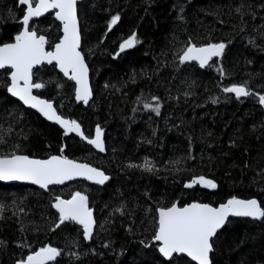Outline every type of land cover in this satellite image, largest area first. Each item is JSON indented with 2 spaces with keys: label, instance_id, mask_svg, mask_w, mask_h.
Wrapping results in <instances>:
<instances>
[{
  "label": "trees",
  "instance_id": "trees-1",
  "mask_svg": "<svg viewBox=\"0 0 264 264\" xmlns=\"http://www.w3.org/2000/svg\"><path fill=\"white\" fill-rule=\"evenodd\" d=\"M24 7L0 0V45L20 32ZM80 51L89 68L92 99L74 101V84L54 64L34 69V94L80 124L85 137L104 134L105 153L25 109L6 94L10 70H0V155L45 159L61 155L109 176L104 185L74 181L42 191L0 183V264H16L42 247L61 250L49 264H194L158 254L157 209L197 202L217 206L255 198L264 207V0H83L77 5ZM120 20L109 25L113 16ZM30 28L58 42L60 25L47 14ZM135 34L138 43L120 52ZM189 41L224 43L222 56L199 68L180 63ZM119 53V54H118ZM118 54V55H117ZM223 69L221 72L219 69ZM246 85L237 99L223 89ZM159 98L160 114L145 109ZM150 161L151 172L142 167ZM204 176L217 187L191 180ZM87 196L95 226L89 241L65 222L55 198ZM55 228V230H53ZM107 245V246H105ZM149 245V246H146ZM212 264H264V219H232L213 239Z\"/></svg>",
  "mask_w": 264,
  "mask_h": 264
},
{
  "label": "snow or ice",
  "instance_id": "snow-or-ice-1",
  "mask_svg": "<svg viewBox=\"0 0 264 264\" xmlns=\"http://www.w3.org/2000/svg\"><path fill=\"white\" fill-rule=\"evenodd\" d=\"M17 2L19 6H26L25 14L20 21L22 31L15 36L14 43L0 46V69L11 70V84L7 91L25 105L37 109L48 120H54L65 129L66 135L74 132L99 151H105L101 138L102 130L99 126L96 128L94 139L85 137L77 121L64 119L57 114L51 102L39 99L32 94L33 88L40 89L45 86L44 83L34 82V77L37 76L34 69L45 63L51 65L55 62L66 77L76 82L77 101L88 104L91 98L88 68L79 50L81 36L77 21V0H17ZM53 10L55 19L63 26V37L54 45V51H46L45 37L38 35L37 31L30 28V21L34 17H41ZM119 20L118 15L113 16L109 30ZM136 43L138 40L133 34L121 43L120 52L134 47ZM225 47L224 43L197 46L189 41V46L180 54V63L196 61L201 68L206 65L211 66L209 61L213 57L222 56ZM219 70L223 72L222 68ZM223 90L227 93H234L237 99L252 95L246 85H233ZM153 100L156 101L155 106L145 103L144 108L151 109L159 115V98L153 97ZM259 102L264 105V95L259 96ZM0 143H3L2 139ZM18 149L19 145L11 153L0 155V180H26L47 189L49 185L63 184L76 177H83L98 184H103L109 179L103 172L63 156H51L44 160L30 159L27 155L17 154ZM129 167H142L143 170L149 172L153 170L151 162L147 160L143 165L130 164ZM195 185L208 189L217 187L213 180L206 179L204 176L191 180L185 184V187L192 188ZM52 206L59 213V222L55 228H60L65 222H75L82 226L85 240L92 238L95 221L88 206L87 196L80 192H76L69 200L57 196ZM2 208L3 206L0 205V210ZM229 216L264 219V207L255 199L236 198L229 199L226 204L218 208L200 203H193L186 207H177L173 204L167 209H159L158 226L153 240L159 242V253L169 261L174 259V254H186L196 264H212L210 253L213 252V238L216 237L218 230L224 226ZM60 255L61 250L56 247H42L34 255H28L26 261H19L18 264H49Z\"/></svg>",
  "mask_w": 264,
  "mask_h": 264
},
{
  "label": "water",
  "instance_id": "water-1",
  "mask_svg": "<svg viewBox=\"0 0 264 264\" xmlns=\"http://www.w3.org/2000/svg\"><path fill=\"white\" fill-rule=\"evenodd\" d=\"M83 0H77V5L79 4V3H81ZM18 3V2H17ZM19 6V5H18ZM22 7H24V14H25V11H26V6H22ZM47 14H52L53 15V19L60 25V32H61V36H60V38H59V40H58V42L60 41V39L63 37V31H62V28H63V26H62V24H61V22L60 21H58V20H56L55 19V12H54V10L53 11H50V12H48V13H45L43 16H41V17H38V18H36V17H34L33 19H41V18H43V17H45ZM23 18V17H22ZM22 18H21V20H22ZM20 20V21H21ZM77 21H78V15H77ZM22 25V24H21ZM78 28H79V31H80V26H79V21H78ZM20 31H22V28H21V30ZM19 34V33H18ZM81 36V35H80ZM46 39V38H45ZM46 41H47V39H46ZM15 42V37H14V39H13V41L12 42H10V43H14ZM57 42V43H58ZM216 44H218V43H216ZM4 44H1L0 46H3ZM206 45H208V44H206ZM206 45H203V46H206ZM80 47H81V41H80ZM128 49H130V48H127V49H125V51L126 50H128ZM45 50L46 51H54V46H53V48L51 49V50H47L46 49V44H45ZM80 50V49H79ZM119 50H120V48H119ZM82 54V53H81ZM83 56V55H82ZM219 57H213L212 58V60L213 59H218ZM211 60V61H212ZM85 61V60H84ZM211 61H209V63L211 62ZM186 63H195L196 65H198L199 66V63L198 62H196V61H192V62H186ZM53 64L55 65V67H56V70L66 79V80H69V81H71L73 84H74V101L77 103V104H82L83 106H86L87 104H84L82 101H77V99H76V88H77V85H76V82L74 81V80H70L68 77H66L65 75H64V73L63 72H61L60 71V69H59V67L55 64V62H53ZM85 64H86V62H85ZM43 65H49V64H47V63H45V64H43ZM87 65V64H86ZM42 65H40V66H37V68L38 67H41ZM206 66H208V65H206ZM205 66V67H206ZM87 68H88V66H87ZM199 68H201L200 66H199ZM204 68V67H203ZM0 70H3V69H0ZM8 70H10V69H8ZM10 76H11V70H10V73H9V84H8V86H7V88L10 86V84H11V79H10ZM88 86H89V88H90V90H91V84H90V76H89V68H88ZM41 89V88H40ZM37 90H39V89H36V88H33L32 89V94L33 95H35L34 94V91H37ZM6 94L9 96V97H11L12 99H14L15 101H17L19 104H21L25 109H27V110H30V111H32V112H34V113H36L37 115H39L44 121H46V122H48V123H50V124H52V125H55V126H57L63 133H64V135L65 136H69V135H73V136H75V137H77L78 139H80V140H82V141H84L85 143H87L89 146H91L92 147V149L95 151V152H97V153H99V154H104L105 153V151H103V152H101V151H99L94 145H92V144H89L88 142H87V140L86 139H84V138H82L80 135H77L76 133H74V132H70V133H68L67 135L65 134V129L64 128H62L59 124H57L54 120H48L41 112H39L37 109H35V108H32V107H30V106H28V105H25L21 100H19L17 97H14V96H12L8 91H7V89H6ZM232 95H234L235 96V94L234 93H231ZM36 96V95H35ZM36 97H38V96H36ZM236 97V96H235ZM39 99H43V100H46V99H44V98H41V97H38ZM240 98H242V97H240ZM92 99V90H91V98L89 99V101ZM48 101V100H47ZM49 102H51V101H49ZM52 104H53V102H51ZM89 103V102H88ZM53 107H54V104H53ZM55 108V107H54ZM57 114H58V112H57ZM59 115V114H58ZM64 119H67V118H64ZM68 120H70V119H68ZM96 128L97 127H95V129H94V132H93V134H92V136H91V139H94L95 138V136H96ZM81 131H82V129H81ZM102 140H103V142H104V134H103V131H102ZM104 147H105V144H104ZM52 156H61V155H52ZM51 156H49L48 158H45V159H49ZM30 159H37V158H32V157H29ZM42 160H44V159H42ZM70 160V159H69ZM73 161V160H72ZM76 162V161H75ZM76 163H80V164H86V163H81V162H76ZM87 165H89V164H87ZM90 167H93V166H91V165H89ZM93 168H95V167H93ZM95 169H97V168H95ZM98 171H100V172H103V171H101V170H99V169H97ZM109 177V176H108ZM74 181H86V182H88V183H90V184H94V185H104V184H106L108 181H109V179L107 180V181H105L103 184H98V183H95V182H93V181H90V180H88V179H85V178H83V177H76V178H74V179H72V180H67V181H65L63 184H56V185H49L48 186V188L49 187H51V186H62V185H64V184H68V183H71V182H74ZM0 183L1 184H8V185H11V184H18V185H31V186H34V187H36V188H38V189H40V190H42V191H48V188L47 189H43V188H41L39 185H36V184H33V183H31V182H29V181H26V180H7V181H3V180H0ZM201 186V185H200ZM201 187H203V186H201ZM72 197H70L69 199H71ZM61 199H64V198H61ZM69 199H64V200H69ZM236 199H240V198H236ZM251 199H255V198H251ZM229 200V199H228ZM228 200H226L225 202H223V203H221V204H219V205H217V206H211V207H214V208H218V207H220V205H222V204H226L227 203V201ZM242 200H250V199H242ZM255 200H257V199H255ZM257 202H258V200H257ZM193 203H197V202H192V203H189V204H186V205H184V206H178V204L177 203H175V205L177 206V207H186V206H188V205H190V204H193ZM259 203V202H258ZM200 204H204V203H200ZM90 209V208H89ZM91 211H92V215H93V220H94V214H93V210L92 209H90ZM57 211V210H56ZM156 213H157V221H158V218H159V209H157V211H156ZM59 214V213H58ZM239 218H244V219H251V220H258V219H253V218H251V217H238V216H229L228 218H227V220H226V222H225V224H224V226L221 228V229H219L218 230V232H217V234L218 233H220L224 228H225V226L227 225V223L230 221V220H232V219H239ZM75 223V222H74ZM78 225V224H77ZM80 226V225H79ZM94 226H95V224H94ZM158 226V225H157ZM81 228H82V226H81ZM93 230H94V228H93ZM82 231H83V228H82ZM215 238V237H214ZM213 238V239H214ZM86 241H89V240H86ZM157 244H158V247H159V242H156ZM46 247H49L48 245L46 246ZM40 250V249H39ZM39 250H37V251H35V252H38ZM157 251H158V249H157ZM35 252H33L32 254H30V255H34L35 254ZM158 254H159V256L163 259V260H165V261H169V260H167V259H165L164 257H162V255L159 253V251H158ZM211 254V253H210ZM174 256H176V257H185L186 259H188L189 261H191L192 263H194V264H196V262L195 261H192L191 260V258L190 257H188L186 254H174ZM27 260V257H26V259L24 260V261H26ZM51 262V261H50ZM16 264H18V263H16Z\"/></svg>",
  "mask_w": 264,
  "mask_h": 264
}]
</instances>
